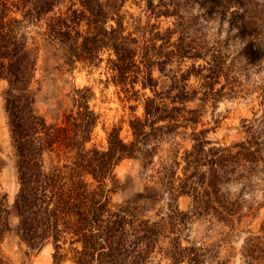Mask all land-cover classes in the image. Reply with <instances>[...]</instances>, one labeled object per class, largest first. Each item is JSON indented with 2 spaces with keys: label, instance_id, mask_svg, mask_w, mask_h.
Masks as SVG:
<instances>
[{
  "label": "trees",
  "instance_id": "16d2710c",
  "mask_svg": "<svg viewBox=\"0 0 264 264\" xmlns=\"http://www.w3.org/2000/svg\"><path fill=\"white\" fill-rule=\"evenodd\" d=\"M128 2L0 0V82H7L2 98L18 180L15 233L29 252L51 245L50 264H154L157 256L212 264L216 252L190 241L193 220L235 231L263 205L254 191L264 184V89L254 117L236 129L243 137L227 144L209 134L220 124L218 103L239 93L238 59L250 67L264 62V2L132 0L138 14L125 10ZM206 27L215 35L226 30L225 44H241L237 54L209 43ZM40 43L54 51L61 74L98 71L105 77L99 83L116 89L132 114L129 141L114 125L105 147L92 143L100 115L88 86H71L67 103L59 102L62 118L48 123L32 89ZM179 138L190 145L182 152ZM161 151L154 183L161 192L145 185L133 200L113 203L122 162L138 160L145 173ZM182 197L190 200L186 210ZM10 215L0 192V246L12 230ZM247 233L243 264L264 263V221L257 235ZM0 264H7L1 248Z\"/></svg>",
  "mask_w": 264,
  "mask_h": 264
},
{
  "label": "rangeland",
  "instance_id": "374dc122",
  "mask_svg": "<svg viewBox=\"0 0 264 264\" xmlns=\"http://www.w3.org/2000/svg\"><path fill=\"white\" fill-rule=\"evenodd\" d=\"M131 1L126 4L125 10L138 14L139 10ZM261 2H264V0H261ZM191 12L193 15L199 13L196 7L192 8ZM202 24L203 20L200 19L199 26H202ZM35 31L36 28H30L32 36ZM202 33L209 43L219 41L225 45L223 51L227 54L236 55L241 48V44L233 40L227 41V44H225L227 33L224 29L220 32V35H215L216 30L207 27L202 29ZM31 46L33 45L31 44ZM53 53L52 49L44 47L40 43V52L32 84L36 101L35 107L40 114L45 116L48 123L61 119L66 106L59 102L65 101L67 103L65 95L71 86L78 88L84 86L92 87L95 92V99L92 101V105H94L96 112L100 115L98 125L93 133L92 143L99 147H105L107 132L114 125L121 126V137L125 141H129L131 134L128 128V121L132 114L126 105L118 99L116 89L113 86L105 88L104 84L99 83V80H104L105 77L100 76L98 71L91 75L82 70H75L72 74H61L56 70L57 62L53 59ZM240 59L237 61L240 73L239 82L241 84V87L238 88L239 93L233 99H224L218 103L215 115L219 118L220 124L214 132L209 134L212 140H220L227 144L244 136V134L239 135L236 129L240 127L243 120H251L254 117V113L259 109L260 94L264 89V62L250 67L245 65L243 59ZM6 87V81L0 82V156L4 160V165L0 170V192L6 194V203L11 214L9 222L12 230L6 235L0 248L7 264H50L53 252L51 245L46 246L39 253L29 252L15 233L18 220L12 214V211L18 192V180L10 146L8 120L4 112L2 98V92ZM195 107L194 104L189 105V108ZM141 114L142 110L139 108L136 115L140 116ZM206 120H211V109H208ZM177 143L181 152L190 147L188 142H184L180 138L177 139ZM164 155L165 152L161 151L155 158V166L145 173H143L138 160L132 159L122 162L116 171L120 187L112 195V202L122 203L128 199L133 200L145 185L155 188L154 190L157 192H161L154 183L157 180L156 169L158 162ZM254 193V201L263 202V205L256 217L247 218L235 231H232L229 226L213 220L194 219L191 223L190 241L203 244L213 250V252H216L217 258L212 264H243L241 249L245 238L250 235L247 231L257 235L260 224L264 221V184H262V189L260 188L258 191L256 187ZM250 195V193H244L243 197L248 200ZM189 203L190 200L186 197H182L179 200L182 210H186ZM145 208L150 210V212L153 210L150 203H147ZM153 213L151 212V215H149L152 216ZM154 264L171 263L163 256H157Z\"/></svg>",
  "mask_w": 264,
  "mask_h": 264
},
{
  "label": "clouds",
  "instance_id": "9594fccd",
  "mask_svg": "<svg viewBox=\"0 0 264 264\" xmlns=\"http://www.w3.org/2000/svg\"><path fill=\"white\" fill-rule=\"evenodd\" d=\"M232 190H233V191H237L238 189H236V188H233Z\"/></svg>",
  "mask_w": 264,
  "mask_h": 264
}]
</instances>
